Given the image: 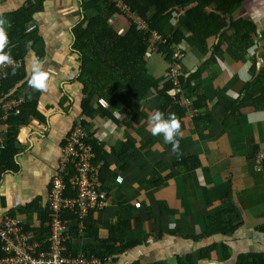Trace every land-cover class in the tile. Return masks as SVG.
Here are the masks:
<instances>
[{
  "label": "crops",
  "instance_id": "0c3cea01",
  "mask_svg": "<svg viewBox=\"0 0 264 264\" xmlns=\"http://www.w3.org/2000/svg\"><path fill=\"white\" fill-rule=\"evenodd\" d=\"M28 1L0 0V15L27 7ZM92 1L43 0L42 10L26 26L32 49L23 62L27 76L43 72L37 108L44 118L31 117L15 131L0 126L3 147L14 138L19 148L18 169L0 174V207L19 215V209L36 202L35 209L20 215L31 226L41 227L42 203L62 147L78 119H85L89 134L107 152L109 170L103 185L108 189V205L88 220L100 240L113 239L108 246L116 250L107 264H178L177 259L184 262L186 255H191L193 264H264V161L259 166L255 159L264 149V0L239 1L226 16L228 24L244 21L255 27L244 59H234L224 44L222 55L208 62L215 43L212 37L206 55L184 46L183 57L173 65L176 75L198 73L191 91L204 95V106L194 108V97L183 90L184 113L161 117L162 98L150 88L137 105L142 115L128 125L123 122L125 113L113 104L99 103L101 96L94 97L93 105L111 114L97 110L82 115L87 95L78 78L81 59L73 48V29L84 18L97 15L93 6L83 8ZM109 3L114 5L113 0ZM109 25L123 36L131 23L119 10ZM232 33L233 28L227 36ZM4 35L0 32L2 40ZM150 44L151 40L142 59L161 85L170 64L156 51L157 42ZM108 55L127 73L139 64L138 56L119 43ZM258 77L259 109L256 94L246 89ZM236 101L239 113L226 116V106ZM198 115L205 117L201 131L193 121ZM176 129L184 153L197 159L190 170L176 165L180 157L171 143ZM73 234L70 242L77 253L100 244L88 232L76 233L75 238ZM209 246L216 249L202 258L200 250ZM241 256L246 258L239 262Z\"/></svg>",
  "mask_w": 264,
  "mask_h": 264
},
{
  "label": "trees",
  "instance_id": "16d2710c",
  "mask_svg": "<svg viewBox=\"0 0 264 264\" xmlns=\"http://www.w3.org/2000/svg\"><path fill=\"white\" fill-rule=\"evenodd\" d=\"M129 7L130 11L137 14L145 20L146 29L138 30L131 23L129 30L120 36L109 25V19L118 13L119 10L115 5L109 3V0H93L90 4H83V8L93 6L97 15L93 18H84L74 29V50L80 55V75L79 81L83 84L84 93L87 95L82 100V115L90 116L97 110L103 113L111 114L104 107H95L92 103L95 96H101L108 100L125 113L123 118L124 124H129L137 120L141 111L137 105L146 95L150 88L156 89L162 103L158 109L161 117L169 116L174 118L177 114H183L184 109L180 103V93L183 90L188 91L189 96H193L194 108H200L205 104V97L202 93L191 91V81L198 74L197 72L189 75L178 74L176 82L168 69L167 75L161 85L159 79L155 78L149 71L148 65L143 58L146 52L148 41L153 33L160 37L157 42L156 51L164 55L165 59L172 62L175 47L189 46L197 49L202 55L208 53L207 41L210 38L215 39L212 45L211 56L208 62L215 60L222 55L221 46L226 44V51L234 59H244L245 54L252 46L250 31L255 27L248 22L236 21L228 24L226 16L232 7L242 0H123ZM43 0H29L27 7H23L13 13L0 15V32H3V43H0V55L21 59L22 62L17 66L15 72L9 70L7 77L0 88L1 93H7L17 84L21 88L28 86L26 90V99L19 107L17 114L9 115L1 123L6 124L9 131H15L19 125L27 124L31 117L43 120V114L38 110L37 91L42 81L43 72L38 70L26 77V69L23 58L26 53L32 49L30 37L26 34V26L32 21V16L42 10ZM211 5L214 8L211 9ZM233 28V33L227 36V31ZM117 43L132 55L138 56L139 63L133 73H127L125 69L108 55L109 49ZM26 78V79H25ZM256 94L255 105L259 109V77L246 86ZM238 101L226 106L225 115H236L239 113ZM113 116V115H112ZM194 125L197 130L200 122L205 117L194 116ZM81 125L87 130L88 126L85 119ZM207 127V123L205 125ZM89 134V132H88ZM88 140L94 145L96 152L95 164L101 161L104 163L100 166V180L102 188L108 189L103 185L108 173L107 152L103 150V145L89 134ZM14 138L7 140L6 145L0 149V174L6 170H17L18 164L15 162V155L19 151ZM171 143L174 149L179 153V160L176 165L183 169L190 170L197 166L196 157L187 156L181 148L182 139L180 131L175 130ZM37 206L36 202L29 203L19 209L20 213H29ZM15 215L14 212H8ZM49 217L45 209L41 210L38 236H45L48 232L47 223ZM86 230L94 240L100 242L96 247H91L89 252L84 254L89 257H98L109 262V257L116 250L115 247L108 246L113 239L104 241L100 240L97 229H93L88 220ZM91 226V227H90ZM92 228V229H91ZM120 230H123L120 225ZM221 231H225L222 229ZM214 232L211 230L209 233ZM75 232L74 238L77 237ZM208 233V234H209ZM42 235V236H41ZM133 243L132 245H134ZM68 252L78 254L73 250V243L67 244ZM215 246L205 247L200 250L201 257L207 256L215 250ZM254 257V256H253ZM246 257L241 256L239 262ZM178 264H193L191 255H186L185 261L177 259ZM138 264V263H132Z\"/></svg>",
  "mask_w": 264,
  "mask_h": 264
},
{
  "label": "built area",
  "instance_id": "2783aa9c",
  "mask_svg": "<svg viewBox=\"0 0 264 264\" xmlns=\"http://www.w3.org/2000/svg\"><path fill=\"white\" fill-rule=\"evenodd\" d=\"M120 13L138 30H145V20L130 11L123 0H113ZM152 45L160 41L153 33L149 41ZM0 43H3L0 38ZM184 46L176 48L172 55L170 74L176 82V70L173 65L184 55ZM1 52V49H0ZM21 59L0 55V88L9 70L15 72ZM26 94L18 90L17 85L7 93L0 92V126L9 115L17 114ZM99 103L110 105L104 97ZM89 134L81 125H75L62 147L59 165L42 203L49 217L48 232L38 236L41 227L31 226L21 215H11L0 207V264H107L98 257H89L84 253L68 252L67 244L72 234L85 233L86 223L92 213L102 212L108 205V192L102 188L100 166L94 163L96 152L88 140ZM0 134V149L3 148ZM256 163L263 165L264 149L256 154ZM40 235V234H39Z\"/></svg>",
  "mask_w": 264,
  "mask_h": 264
},
{
  "label": "rangeland",
  "instance_id": "374dc122",
  "mask_svg": "<svg viewBox=\"0 0 264 264\" xmlns=\"http://www.w3.org/2000/svg\"><path fill=\"white\" fill-rule=\"evenodd\" d=\"M126 17H127V16H126ZM26 77H27V75H26ZM25 79H26V78H25ZM21 86H22V85L19 86V84H17L18 90H19L21 93H22V92L26 93V89H25V87H23V89H22Z\"/></svg>",
  "mask_w": 264,
  "mask_h": 264
},
{
  "label": "water",
  "instance_id": "95a60500",
  "mask_svg": "<svg viewBox=\"0 0 264 264\" xmlns=\"http://www.w3.org/2000/svg\"><path fill=\"white\" fill-rule=\"evenodd\" d=\"M78 122H79V124H81V120L80 119H78Z\"/></svg>",
  "mask_w": 264,
  "mask_h": 264
},
{
  "label": "clouds",
  "instance_id": "9594fccd",
  "mask_svg": "<svg viewBox=\"0 0 264 264\" xmlns=\"http://www.w3.org/2000/svg\"><path fill=\"white\" fill-rule=\"evenodd\" d=\"M26 94V93H25Z\"/></svg>",
  "mask_w": 264,
  "mask_h": 264
}]
</instances>
